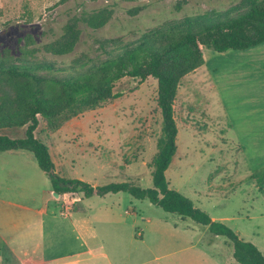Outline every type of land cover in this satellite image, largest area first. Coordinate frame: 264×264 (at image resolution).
I'll list each match as a JSON object with an SVG mask.
<instances>
[{"label":"rangeland","instance_id":"1","mask_svg":"<svg viewBox=\"0 0 264 264\" xmlns=\"http://www.w3.org/2000/svg\"><path fill=\"white\" fill-rule=\"evenodd\" d=\"M177 1L0 0V52L6 50L19 56L22 50L35 49L26 55L29 59L69 64L83 54H97L99 42L104 39L127 38L131 32L140 33L167 18L198 8H228L235 0H186L179 11H174ZM146 2L150 6L137 16L131 17L125 11ZM105 5L113 6L112 19L98 29L79 21L81 34L73 51L53 55L41 50L45 43L57 39L64 26L82 11ZM27 36L32 39L28 46ZM206 50L210 51L207 62L184 75L177 90L173 106L176 151L166 169V179L170 188L195 199L193 204L210 216L227 217L222 222L264 254V167L255 169L246 162L220 104L214 75L219 82L226 75L232 77L234 68L228 65L227 57L214 55L210 59L218 51ZM230 50L228 56L238 53ZM243 51L239 52L245 55L247 51ZM255 51L251 50L249 55ZM213 69L217 72L213 73ZM114 91L119 96L82 112L55 132L48 133L39 117L35 134L47 144L62 176L82 179L94 186L128 181L151 187L153 160L162 141L157 82L151 76L144 80L125 76L116 82ZM231 107L235 108V103ZM0 133L19 138L24 135V127H5ZM41 187H50V182L30 152H0V197L19 201L15 198L19 190L38 191ZM78 195L84 198L83 192L71 196ZM85 200L92 225L84 231V244L86 240L91 245L93 255L84 251V245L79 264H239L225 236L211 234L207 227L190 218L163 211L148 199L138 200L118 192ZM25 215L22 209L0 201V233L24 229ZM133 234L136 238H132ZM73 247L67 245L64 249L71 251Z\"/></svg>","mask_w":264,"mask_h":264},{"label":"trees","instance_id":"2","mask_svg":"<svg viewBox=\"0 0 264 264\" xmlns=\"http://www.w3.org/2000/svg\"><path fill=\"white\" fill-rule=\"evenodd\" d=\"M186 0L174 4L179 11ZM150 3H139L125 9L133 17ZM167 18L129 37L117 36L99 42L97 54L74 58L59 64L45 58L29 59L35 49L22 50L19 56L0 52V129L24 127V135L12 138L0 133V152L26 150L48 176L52 191L58 195L83 192L104 196L125 192L133 198L148 199L163 211L190 218L207 227L213 235L225 236L232 245V256L239 264H264L258 247L239 237L222 221L213 220L192 200L169 187L166 169L176 151L177 125L174 101L182 77L204 64L203 48L215 51L246 49L264 41V0H235L228 8L209 7ZM113 6L82 11L63 28L62 34L42 46L43 51L64 55L73 51L79 41L78 22L92 29L106 25L113 17ZM21 41L22 38H19ZM30 40L26 37L25 45ZM144 80L151 76L157 82L156 103L162 120V141L153 160L152 186L140 187L128 181L91 185L60 175L47 144L35 134L40 118L48 133L60 129L82 112L94 109L119 96L114 91L121 78Z\"/></svg>","mask_w":264,"mask_h":264},{"label":"crops","instance_id":"3","mask_svg":"<svg viewBox=\"0 0 264 264\" xmlns=\"http://www.w3.org/2000/svg\"><path fill=\"white\" fill-rule=\"evenodd\" d=\"M260 47L264 48V41L246 49H235L238 50V53L234 52L235 55L233 53L228 56L232 52L227 49L210 56V59L214 55L217 56L216 58L227 57L230 62L228 65L234 68L232 77L226 75L219 82L216 78L217 74L213 75L220 90V104L222 102L230 129H233L237 136L236 143L244 152L246 162L255 169L264 167V49L259 50ZM253 49L257 51L249 55ZM241 50L247 51L245 55L240 54ZM202 51L204 63H206L207 54L210 51L206 48ZM216 70L213 69L212 72L215 73ZM231 79L235 82L229 81ZM231 103H235V108L231 107ZM8 151L26 150L1 152ZM55 169L61 174L56 165ZM75 193L77 194V192H70L54 195L50 183V187H41L38 191L19 190L15 197L19 198V201H5L6 197H0L1 202L20 208L27 214L23 219L24 229L0 233L2 236L0 264H79L81 259L78 257L81 256L84 245H86L84 251L93 255L91 245H88L86 240L84 244L86 239L84 231H88L89 226L92 225L88 219L89 207L85 199L98 195L84 196L83 199L78 195L73 198L71 195ZM10 195L12 196L11 193ZM194 200H192L193 203H195ZM133 212L132 209L131 214ZM211 218L226 221L227 217L212 215ZM141 234L143 235L142 232ZM133 237L136 238L134 234ZM67 245H74V247L71 251L65 250Z\"/></svg>","mask_w":264,"mask_h":264},{"label":"water","instance_id":"4","mask_svg":"<svg viewBox=\"0 0 264 264\" xmlns=\"http://www.w3.org/2000/svg\"><path fill=\"white\" fill-rule=\"evenodd\" d=\"M54 195H57L56 193H54Z\"/></svg>","mask_w":264,"mask_h":264}]
</instances>
